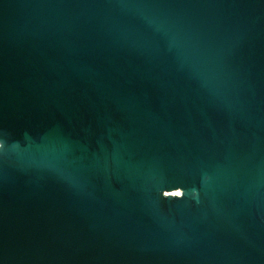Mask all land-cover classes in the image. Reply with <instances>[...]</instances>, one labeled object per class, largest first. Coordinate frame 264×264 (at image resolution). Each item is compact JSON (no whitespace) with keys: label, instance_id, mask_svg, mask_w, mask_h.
<instances>
[{"label":"water","instance_id":"95a60500","mask_svg":"<svg viewBox=\"0 0 264 264\" xmlns=\"http://www.w3.org/2000/svg\"><path fill=\"white\" fill-rule=\"evenodd\" d=\"M0 264H264V0H0Z\"/></svg>","mask_w":264,"mask_h":264}]
</instances>
